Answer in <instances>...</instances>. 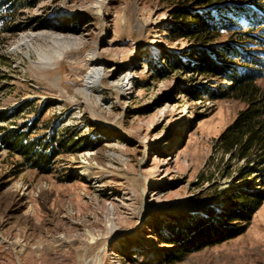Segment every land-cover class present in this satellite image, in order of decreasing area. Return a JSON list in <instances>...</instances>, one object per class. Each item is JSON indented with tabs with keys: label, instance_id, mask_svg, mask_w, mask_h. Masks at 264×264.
<instances>
[{
	"label": "rangeland",
	"instance_id": "obj_1",
	"mask_svg": "<svg viewBox=\"0 0 264 264\" xmlns=\"http://www.w3.org/2000/svg\"><path fill=\"white\" fill-rule=\"evenodd\" d=\"M191 3L20 0L10 6L11 24L0 11V130L35 123V135L69 128L87 141L58 156L49 175L0 151V264H92L101 249V264H264V202L242 235L161 261L172 250L157 241L164 224L202 214L237 184L263 190L255 176L264 181V161L242 179L244 161L215 146L245 107L208 98L228 83L200 72L154 76L155 59L197 49L168 34L170 10ZM27 36L30 48L12 51ZM228 42L222 35L213 44ZM91 60L105 78L85 92ZM117 77L125 78L120 90Z\"/></svg>",
	"mask_w": 264,
	"mask_h": 264
},
{
	"label": "trees",
	"instance_id": "obj_2",
	"mask_svg": "<svg viewBox=\"0 0 264 264\" xmlns=\"http://www.w3.org/2000/svg\"><path fill=\"white\" fill-rule=\"evenodd\" d=\"M19 1L0 0V11L6 12L3 24H11L8 18L13 9L10 6ZM260 1L264 0H242L241 3L194 0V4L172 8V27L168 34L176 40L191 41L197 49L188 55H168L162 58L161 64L160 58L154 61L158 68L154 71L155 77L167 75L170 70L218 77L228 86L224 92L211 93L208 98L214 101L232 98L245 105L215 139V146L222 156L244 161L245 170L240 173L242 179L259 173L256 170L258 162L264 161V88L258 85V81L264 79V7ZM17 29L12 27V32ZM67 30L75 31L73 28ZM222 35L230 42L213 44ZM154 58L157 57H151L149 62ZM36 130L35 123L1 128L0 151L18 156L21 166L39 175L51 174L58 156L87 147V141L81 140L74 129H53L42 135H35ZM255 177L261 178L259 174ZM259 178L257 183L263 190L253 188L256 184L253 181L237 184L231 192L216 198L215 206L205 208L202 214L180 220L175 218L159 228L157 241L172 249L162 255L161 261H179L188 253L242 235L264 202V181ZM60 181L69 179L64 176ZM151 255L147 251L134 256L145 259Z\"/></svg>",
	"mask_w": 264,
	"mask_h": 264
},
{
	"label": "bare ground",
	"instance_id": "obj_3",
	"mask_svg": "<svg viewBox=\"0 0 264 264\" xmlns=\"http://www.w3.org/2000/svg\"><path fill=\"white\" fill-rule=\"evenodd\" d=\"M33 38L30 36L27 37H23L21 39L18 40V42L15 44V46L12 48V51H16V50H20L21 47H25L27 49L30 48L31 46V40ZM39 55V59L40 60H47L49 62L48 59L41 57L40 54ZM62 54H57L58 57H61ZM95 57V55H91L90 58ZM51 67L54 66L53 64L50 65ZM88 72L84 75V86H83V90L85 92H92V91H96L99 90L100 87L102 86V80L105 78V75L101 72L100 68L98 67L97 63L94 62L93 60H91L88 63ZM124 79H119L118 77L114 80V88L116 90H120L125 82ZM101 252L102 249L99 250V252L97 253V255L93 258L92 264H101Z\"/></svg>",
	"mask_w": 264,
	"mask_h": 264
}]
</instances>
